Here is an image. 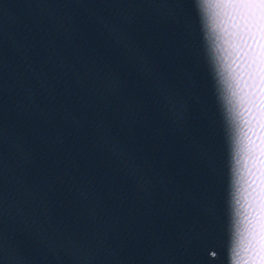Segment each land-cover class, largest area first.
Instances as JSON below:
<instances>
[{
  "label": "water",
  "instance_id": "water-1",
  "mask_svg": "<svg viewBox=\"0 0 264 264\" xmlns=\"http://www.w3.org/2000/svg\"><path fill=\"white\" fill-rule=\"evenodd\" d=\"M218 2L0 0V264H264V130Z\"/></svg>",
  "mask_w": 264,
  "mask_h": 264
},
{
  "label": "snow or ice",
  "instance_id": "snow-or-ice-1",
  "mask_svg": "<svg viewBox=\"0 0 264 264\" xmlns=\"http://www.w3.org/2000/svg\"><path fill=\"white\" fill-rule=\"evenodd\" d=\"M213 7L221 10L248 49L245 53L246 74L251 82L248 86L256 89L251 93L252 104L257 109L259 127L264 130V0H219ZM261 142L264 143V140ZM261 151L264 154V149ZM261 175L264 176V172ZM260 211L264 213V203ZM260 241L259 260L264 261V223H261Z\"/></svg>",
  "mask_w": 264,
  "mask_h": 264
}]
</instances>
